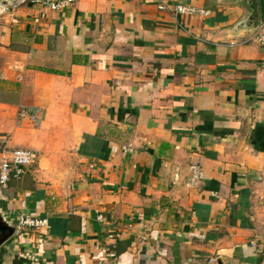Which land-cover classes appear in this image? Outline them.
Returning <instances> with one entry per match:
<instances>
[{"label":"crops","instance_id":"1","mask_svg":"<svg viewBox=\"0 0 264 264\" xmlns=\"http://www.w3.org/2000/svg\"><path fill=\"white\" fill-rule=\"evenodd\" d=\"M4 1L0 264H264V46L226 33L264 0Z\"/></svg>","mask_w":264,"mask_h":264},{"label":"built area","instance_id":"2","mask_svg":"<svg viewBox=\"0 0 264 264\" xmlns=\"http://www.w3.org/2000/svg\"><path fill=\"white\" fill-rule=\"evenodd\" d=\"M32 6H37L50 11L64 9L73 4L74 0H28ZM161 7V6H160ZM175 10L179 13L190 15H207L208 11L195 7L177 5ZM256 42L264 46V21L248 34L241 42L231 44H244ZM33 160V153L28 149H14L7 152V155L0 161V186H4L11 177H17L23 173L24 168L29 166ZM45 224V220L27 214H20L16 217V229L24 231L27 228H38Z\"/></svg>","mask_w":264,"mask_h":264},{"label":"water","instance_id":"3","mask_svg":"<svg viewBox=\"0 0 264 264\" xmlns=\"http://www.w3.org/2000/svg\"><path fill=\"white\" fill-rule=\"evenodd\" d=\"M25 0H14L10 7L13 5L19 4ZM6 3V0L4 1ZM8 5V4H7ZM6 5V6H7ZM252 7V6H251ZM257 13L250 12L247 16L240 19L237 23H235L231 28H229L226 33L229 37H236L242 34H250L252 33L259 25L260 21L256 17ZM258 16V15H257ZM15 229L14 223L7 218L5 213L0 209V245L9 239ZM205 264H224L219 256H215L210 260V262Z\"/></svg>","mask_w":264,"mask_h":264},{"label":"rangeland","instance_id":"4","mask_svg":"<svg viewBox=\"0 0 264 264\" xmlns=\"http://www.w3.org/2000/svg\"><path fill=\"white\" fill-rule=\"evenodd\" d=\"M9 152V151H8ZM178 257L176 259L171 258L167 261V264H203L205 262H208L209 259H211V255L209 257L202 256V257H193V259L185 260V258H181V256L177 255Z\"/></svg>","mask_w":264,"mask_h":264}]
</instances>
